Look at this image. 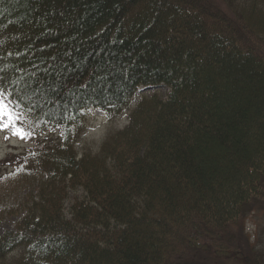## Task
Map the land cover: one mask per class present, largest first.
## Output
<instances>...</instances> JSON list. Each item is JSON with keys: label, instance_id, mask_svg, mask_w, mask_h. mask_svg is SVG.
Segmentation results:
<instances>
[{"label": "trees", "instance_id": "obj_1", "mask_svg": "<svg viewBox=\"0 0 264 264\" xmlns=\"http://www.w3.org/2000/svg\"><path fill=\"white\" fill-rule=\"evenodd\" d=\"M0 90V264H264V0H0ZM87 110L129 122L80 156Z\"/></svg>", "mask_w": 264, "mask_h": 264}, {"label": "rangeland", "instance_id": "obj_2", "mask_svg": "<svg viewBox=\"0 0 264 264\" xmlns=\"http://www.w3.org/2000/svg\"><path fill=\"white\" fill-rule=\"evenodd\" d=\"M136 93L133 101L131 103V109L136 107L143 98H151L153 95H157L162 99H166L169 89L165 86L158 88H140ZM85 111H82L84 117H86V133L80 139L81 141L75 146L77 153L82 156L83 154H98L101 147L108 141V138L118 130L124 129L129 122L130 112L126 111L123 116L117 117L114 120H109L107 115L98 110H89L86 114ZM41 138V137H40ZM41 140H44L41 138ZM31 148V144L26 141H21L14 138L13 134L10 133V130L0 131V162L5 160L9 155L21 154L26 152ZM4 168L0 167V176ZM31 187L24 186V189L21 191H16L6 200L5 204L7 207H13L20 210L19 216L14 217H5V219L0 222V236L7 230H14L15 223L24 216L22 209L31 200L32 193H29ZM82 192L78 194H71L69 199L65 204L66 212L69 210V207L72 205L75 196L78 198L81 197ZM33 195V194H32ZM245 229L247 234L251 237V240H255L259 235V230L264 226V212L252 213L245 222Z\"/></svg>", "mask_w": 264, "mask_h": 264}, {"label": "snow or ice", "instance_id": "obj_3", "mask_svg": "<svg viewBox=\"0 0 264 264\" xmlns=\"http://www.w3.org/2000/svg\"><path fill=\"white\" fill-rule=\"evenodd\" d=\"M7 96L3 90H0V131H6L11 129L13 135L26 139L31 136V133L17 126V121L21 118L20 113H16L10 107L9 103H6ZM5 118H7L5 120Z\"/></svg>", "mask_w": 264, "mask_h": 264}]
</instances>
